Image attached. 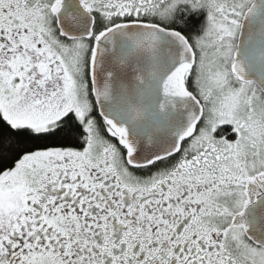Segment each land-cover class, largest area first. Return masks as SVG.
I'll return each mask as SVG.
<instances>
[{
    "label": "snow or ice",
    "instance_id": "snow-or-ice-1",
    "mask_svg": "<svg viewBox=\"0 0 264 264\" xmlns=\"http://www.w3.org/2000/svg\"><path fill=\"white\" fill-rule=\"evenodd\" d=\"M0 264H264V0H0Z\"/></svg>",
    "mask_w": 264,
    "mask_h": 264
}]
</instances>
